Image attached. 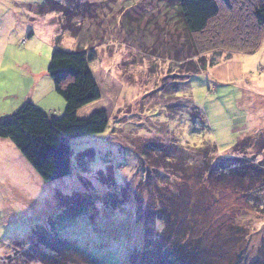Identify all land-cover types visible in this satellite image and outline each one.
I'll use <instances>...</instances> for the list:
<instances>
[{
  "label": "rangeland",
  "instance_id": "374dc122",
  "mask_svg": "<svg viewBox=\"0 0 264 264\" xmlns=\"http://www.w3.org/2000/svg\"><path fill=\"white\" fill-rule=\"evenodd\" d=\"M242 16L240 26H252ZM185 39L172 0H0V121L29 102L64 115L66 103L48 73L55 50L95 51L91 70L102 98L78 117L102 111L109 119L104 134L73 141L71 174L52 183L11 141L0 139L11 146L0 149V264H43L30 262L27 253H40L30 236L52 225L84 238L94 253L111 252L120 264L135 250L144 253L143 264H164L150 248L166 241L159 238L165 198L186 211L181 228L194 230L195 223L192 237L199 243L183 264H253L260 258L256 264H264V216L233 191L214 197L195 179L182 186L176 168L159 161L163 149L182 159L187 153L180 151L209 141L217 159L227 158L241 138L264 130V32L254 54L229 58L227 52L197 55L201 48L190 50ZM210 41H203L206 50ZM202 58L208 66L187 75ZM192 108L205 127L193 120ZM84 198L94 206L63 224L67 204ZM231 225L244 228V237L235 229L238 235L228 238Z\"/></svg>",
  "mask_w": 264,
  "mask_h": 264
},
{
  "label": "trees",
  "instance_id": "16d2710c",
  "mask_svg": "<svg viewBox=\"0 0 264 264\" xmlns=\"http://www.w3.org/2000/svg\"><path fill=\"white\" fill-rule=\"evenodd\" d=\"M172 2L176 4L189 49L193 51V48H201V51L196 50L197 55L214 51L220 56L221 53L227 52L229 58L232 53L252 55L258 50L264 32V0H172ZM222 9L227 13L223 14ZM242 14L251 19L252 26H240V20L244 17ZM252 38L258 39L253 43L250 42ZM202 40H211L212 46L209 50H206ZM95 61H97L95 51L55 50L48 73L56 93L66 103L64 115L60 118L54 117L29 102L13 116L0 121V139L11 141L47 183L64 179L71 174L74 140L104 134L108 128L109 119L105 112H96L87 119L78 117L83 108L102 98L91 70V65ZM201 61L202 65L189 69L187 75L196 74L208 66L203 58ZM210 65L215 63L211 61ZM190 110L193 120L197 122L199 120L205 127L204 116L197 109ZM198 115H201L202 119H197ZM176 146L179 144L176 143ZM181 146L183 145L179 148ZM163 151L164 149L159 152L162 155L159 161L161 160L165 165L170 163L176 168V172L182 176V186L186 185L185 180L191 182L195 179L214 197L222 190L233 191L248 201L254 213L264 216V130L241 138L227 158L217 159V147L210 141L205 142L200 148L178 150L187 153L186 158L182 159L172 157ZM191 170L192 175L188 174ZM208 199L211 200L210 197ZM160 202H162L160 203L161 220L164 221L165 229L163 236L159 238H164L166 241L162 245L161 243L152 245L150 249L163 258L164 264H183L185 256L187 254L191 256L194 247L197 248L199 243L192 237L196 229L195 223L190 224L194 230L186 231L179 226L180 222L188 220L182 206H177L176 201L170 198ZM88 203L89 200L84 198V201L80 199L78 204L74 202L67 204L71 210L63 224L70 225L73 218L87 213L95 202ZM104 203L111 207L110 201ZM137 206V215L141 218L142 206L140 203ZM144 224L147 226L146 222ZM52 226V231L38 227L32 232L30 246H38L40 253H27L30 255V262L34 263L36 259L43 264L121 263L113 256H109L111 252L94 253L96 251H91V248L86 246L87 240L82 243L84 238L72 236L74 234L64 230L60 234L55 232L56 228ZM235 229H238V234L244 237V228L239 225H231L229 235L232 233L236 237L238 234L234 233L237 231ZM145 234L147 241H150L148 232ZM232 237L228 238L232 239ZM147 250L148 248L144 252L146 253ZM139 252L135 250V253L129 257L128 263L122 264H143L141 258L144 259V253ZM239 252L240 254L244 252V248ZM260 260L261 258L256 259L253 264L259 263Z\"/></svg>",
  "mask_w": 264,
  "mask_h": 264
},
{
  "label": "crops",
  "instance_id": "0c3cea01",
  "mask_svg": "<svg viewBox=\"0 0 264 264\" xmlns=\"http://www.w3.org/2000/svg\"><path fill=\"white\" fill-rule=\"evenodd\" d=\"M6 146V147H11V146H9V144H7V143H5V142H0V149H1V146ZM14 145V144H13ZM15 147V146H14ZM16 148V147H15Z\"/></svg>",
  "mask_w": 264,
  "mask_h": 264
}]
</instances>
